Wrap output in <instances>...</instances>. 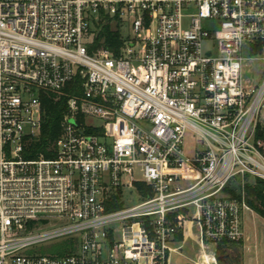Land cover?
<instances>
[{
  "label": "built area",
  "instance_id": "built-area-1",
  "mask_svg": "<svg viewBox=\"0 0 264 264\" xmlns=\"http://www.w3.org/2000/svg\"><path fill=\"white\" fill-rule=\"evenodd\" d=\"M102 24L121 32L118 54L89 52ZM254 62L264 0H0V264H170L188 237L240 244L247 187L264 183ZM78 79L56 156L26 159L41 95ZM127 192L141 203L124 207Z\"/></svg>",
  "mask_w": 264,
  "mask_h": 264
},
{
  "label": "trees",
  "instance_id": "trees-1",
  "mask_svg": "<svg viewBox=\"0 0 264 264\" xmlns=\"http://www.w3.org/2000/svg\"><path fill=\"white\" fill-rule=\"evenodd\" d=\"M101 26V30L95 33L94 43L88 48L89 52L92 54L99 49H105L118 54L123 45L121 32L114 31L110 24H102ZM63 92L66 96L60 98L54 94L41 95L43 109L42 131L40 137L31 141L26 147L24 154L26 159L34 160L41 156L51 159L56 156V142L62 134V122L67 113L68 99L72 96L82 95V81L78 79L75 83L68 85ZM93 133L101 134L102 131L98 130ZM136 187L139 190L145 189L143 184H137ZM263 190L264 183L248 186L246 197L251 209L264 218ZM232 195L236 197L234 193ZM121 207V205H115L110 210H118ZM177 239L182 241V235H179ZM224 249L225 245H219L217 251L220 252ZM71 252H73L72 247H69L68 244L62 245L59 248L61 256H65Z\"/></svg>",
  "mask_w": 264,
  "mask_h": 264
},
{
  "label": "rangeland",
  "instance_id": "rangeland-1",
  "mask_svg": "<svg viewBox=\"0 0 264 264\" xmlns=\"http://www.w3.org/2000/svg\"><path fill=\"white\" fill-rule=\"evenodd\" d=\"M123 33L124 36L128 35L125 31ZM85 42L87 43V40ZM263 71V62L250 63L246 69L244 78L245 80H251L252 85H258V83L261 82ZM87 122L89 124L101 125L100 122L93 119H88ZM194 150H196L194 136L189 133L186 138L185 151L188 155H191ZM237 192L239 193L238 189ZM140 203L141 200L136 193L131 194V192H127L125 194L123 203L124 207L129 208ZM242 225L244 233L243 243L241 242L242 244L234 245L233 247L224 249L220 252L214 251L212 247H208V250L204 252L197 242L188 237L180 254H174L171 258L170 264H203V252L211 256L214 262H216L215 259L217 257H229L228 259H225L223 263L216 262V264H229L231 261H233L234 264H264V218L252 210L244 214ZM194 235L199 236L195 233ZM116 241H121L120 234L117 235ZM59 247L60 246L53 244H47L44 245L41 250L44 253L56 251Z\"/></svg>",
  "mask_w": 264,
  "mask_h": 264
},
{
  "label": "bare ground",
  "instance_id": "bare-ground-1",
  "mask_svg": "<svg viewBox=\"0 0 264 264\" xmlns=\"http://www.w3.org/2000/svg\"><path fill=\"white\" fill-rule=\"evenodd\" d=\"M210 257L208 254L206 253H203V256H202V259H204L206 262H202V263H207L209 262L210 263ZM212 258V257H211Z\"/></svg>",
  "mask_w": 264,
  "mask_h": 264
},
{
  "label": "water",
  "instance_id": "water-1",
  "mask_svg": "<svg viewBox=\"0 0 264 264\" xmlns=\"http://www.w3.org/2000/svg\"><path fill=\"white\" fill-rule=\"evenodd\" d=\"M229 257H217L216 258V261H217V263H222L225 259H228Z\"/></svg>",
  "mask_w": 264,
  "mask_h": 264
},
{
  "label": "flooded vegetation",
  "instance_id": "flooded-vegetation-1",
  "mask_svg": "<svg viewBox=\"0 0 264 264\" xmlns=\"http://www.w3.org/2000/svg\"><path fill=\"white\" fill-rule=\"evenodd\" d=\"M224 261H225V260H224ZM224 261H223V262H224ZM223 262H222V263H223ZM229 264H234V263H233V261H231Z\"/></svg>",
  "mask_w": 264,
  "mask_h": 264
},
{
  "label": "crops",
  "instance_id": "crops-1",
  "mask_svg": "<svg viewBox=\"0 0 264 264\" xmlns=\"http://www.w3.org/2000/svg\"><path fill=\"white\" fill-rule=\"evenodd\" d=\"M242 243H243V242H242ZM242 243H241V244H242Z\"/></svg>",
  "mask_w": 264,
  "mask_h": 264
}]
</instances>
